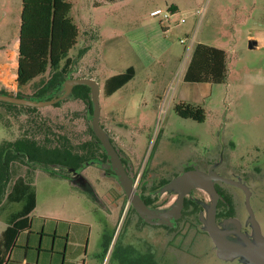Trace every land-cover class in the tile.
<instances>
[{
  "label": "rangeland",
  "instance_id": "obj_1",
  "mask_svg": "<svg viewBox=\"0 0 264 264\" xmlns=\"http://www.w3.org/2000/svg\"><path fill=\"white\" fill-rule=\"evenodd\" d=\"M20 1L0 0V47L10 49L8 56L13 62L17 57L14 42L19 35ZM67 1L71 3L69 16L79 29L68 54L73 60L71 77L87 74L84 64L88 65L101 90L105 77L123 71L135 61L137 74L130 82L108 97L102 93L99 96V123L104 127L100 126L107 135L109 131L121 152L136 165L134 172L140 173L139 168L145 173L160 168L172 171L184 163L201 167L213 164L220 175L242 184L233 187L238 204L243 212L249 204L264 234V0ZM95 1L99 3L94 4ZM172 3L178 11L169 21L161 15H150L151 8L159 6L167 10ZM192 7H206L207 11L193 14ZM181 18L185 21L181 22ZM249 39H255L258 45L249 48ZM196 40L226 50V77L214 84L205 98L202 122L182 117L168 105ZM169 57L171 60L167 62ZM50 73L48 69L20 89L16 78L0 68L3 78L0 88L11 94L32 96L34 86ZM13 110L7 111L0 104V149L5 150V141L19 138L24 128V108H19L22 122ZM38 113L52 128L61 127L74 143L91 137V113L80 100L68 97L60 100L58 106L39 107ZM39 165L45 163L37 165L26 159L24 163L19 160L11 163L9 178L0 190V233L22 206L13 193V187L22 181L36 195L35 215L90 224L91 232L82 253L87 262L228 263L212 253L208 237L201 236L202 226L193 215L170 234L154 227L139 229L136 222L130 226L128 217L122 215L128 199L118 181L103 174L98 163L84 166L80 172L84 178L75 183L65 176L62 166ZM48 169L62 171L53 173ZM79 184L92 189L95 196ZM110 185L117 196L112 202L108 201ZM103 235L107 241L109 237L106 247ZM173 238L175 249L168 246Z\"/></svg>",
  "mask_w": 264,
  "mask_h": 264
},
{
  "label": "trees",
  "instance_id": "obj_2",
  "mask_svg": "<svg viewBox=\"0 0 264 264\" xmlns=\"http://www.w3.org/2000/svg\"><path fill=\"white\" fill-rule=\"evenodd\" d=\"M70 8L71 3L67 0H22L17 50V85L21 89L48 69L51 71L47 79H41L34 86L33 98L49 99L51 91H59L70 73L73 60L68 54L78 36V28L69 17ZM169 9L172 10V7L170 6ZM226 71L224 51L198 43L192 53L185 78L221 83L226 77ZM133 75L134 69L128 67L126 71L109 77L105 81L103 94H111ZM0 93L11 94L4 88H0ZM16 95L22 96L19 92ZM72 95V99L84 102L88 111L92 112L90 89L87 85H74ZM0 104L7 111L15 109V115L19 121L22 117L19 108H24L26 113L24 128L20 129L21 136L13 142L5 141L3 144L5 150L0 149V190L9 178L11 163L16 160L24 163L26 159L37 165L45 163L39 166L51 163L77 170L85 162L95 159L100 153L99 150L104 153L91 127H89L91 132L89 139L74 143L61 127L60 129L52 128L48 120L38 113L39 107L20 106L3 101H0ZM53 105L58 106L60 102ZM173 109L185 118H192L199 122L205 119V111L201 106L177 103ZM48 170L53 172V169ZM13 189L19 192L18 202H22V206L0 233V264L5 262L10 248L16 246L15 241L19 230L29 226L28 215L36 204L35 193L29 191L24 184L15 185ZM103 237L106 239L104 242L106 247L109 244V237L108 241L106 235Z\"/></svg>",
  "mask_w": 264,
  "mask_h": 264
},
{
  "label": "flooded vegetation",
  "instance_id": "obj_3",
  "mask_svg": "<svg viewBox=\"0 0 264 264\" xmlns=\"http://www.w3.org/2000/svg\"><path fill=\"white\" fill-rule=\"evenodd\" d=\"M63 93L62 87H60L59 91H51L49 99L60 97ZM57 102L60 101L58 100L53 104ZM108 139L135 192L149 210V214L145 212V216L140 215L135 210L124 190L114 160L102 148L104 153L101 151L95 159L103 169V174L106 173L111 181L112 179L118 181L123 194L128 199L122 215L128 217L130 226L133 225V222H136L139 229L143 226L154 227L163 229L165 233L170 234L175 233L180 226L184 225L189 215H193L202 226L201 236L208 237L209 247H211L215 256L228 262L227 264H264V255H256L260 251H264V234L260 231L249 204L245 205L247 209L243 212L244 209L238 204L237 195L233 190L234 186L242 187V184H237L238 182L234 181L233 178L220 175L213 164L201 167L184 163L172 171H165V169L160 168V171L154 169L146 173L139 168L140 173L136 174L133 169L136 165H133L121 152V149L118 148L109 135V131ZM84 166L86 165L81 166L77 171L82 173ZM61 171L53 170L54 173H61ZM64 173H66V177H71L70 173L66 171ZM194 179L199 181L198 183L201 182L200 185ZM190 182L194 185L189 186ZM210 184H212L215 192L210 190ZM110 186L108 188V201L112 202V199L117 196L115 189L112 188L113 185ZM180 194L183 200L179 213H177L176 203ZM203 198L207 200L205 203ZM212 207L214 209L213 222L220 240L219 245L215 243L208 231V213ZM174 240V238L173 240L170 239L168 246L175 249ZM144 243L150 247V244L145 240ZM155 245L156 243L154 249ZM157 245L160 249L159 243ZM219 247L223 251L221 255L219 254ZM149 254H151V251Z\"/></svg>",
  "mask_w": 264,
  "mask_h": 264
},
{
  "label": "crops",
  "instance_id": "obj_4",
  "mask_svg": "<svg viewBox=\"0 0 264 264\" xmlns=\"http://www.w3.org/2000/svg\"><path fill=\"white\" fill-rule=\"evenodd\" d=\"M108 1H116V0H108ZM20 3L22 9V0L20 1ZM98 3H99L98 1L94 2V4H98ZM170 6L172 7L171 11L173 12V14L178 11L177 5L175 3L170 4L167 9H169ZM156 8H160V7L155 6L150 9V12ZM198 8L199 7H195V8L192 7L191 8V10H193L192 13L197 14L196 11ZM203 8L205 13L207 11V8L206 7ZM149 30L153 31L151 29ZM198 43H202L211 47L222 49L225 53V61H226L225 48H223L222 46H217L215 44L204 42L202 40H196L195 44L191 48L189 57L185 61L184 67L182 68L180 75H178L179 78L174 88V92L172 93L171 98L168 99V103H169L168 105L172 109L174 105L177 103H185L195 106H201L205 111V108L203 107L205 98L208 96V94L211 93L213 85L217 84L207 80L206 81L187 80L185 78V73L190 63L192 53L194 51L195 46ZM256 45H258V43ZM14 48L16 49V51L18 50V38L14 42ZM9 53H10V49L0 47V68L2 69V72L6 71L11 76H13L15 80L16 70H17V57H15L16 59H14V62L10 61L8 56ZM82 59L83 58H80V60ZM137 59L141 60V57L137 55ZM169 60H171V57L167 59V62ZM80 66L83 67L82 65ZM84 66L88 68V72L87 74H84L82 76L91 77L98 82L97 78L91 72L93 70H91V68L88 67V65L84 64ZM168 66L169 64H167V67ZM128 67H132L134 69V75L126 83L130 82L137 74L135 61L129 63L123 71L105 77L100 93L103 94L105 81L109 77L126 71ZM170 80H172V78ZM0 81H3V78L0 77ZM126 83H124L123 85H125ZM120 87L114 90L111 94L116 92ZM99 89H100V85H99ZM111 94L109 95L103 94V96L108 97ZM21 184H23L22 181H20L19 186ZM13 191H14L13 193L17 194V199H19V192H15L14 189ZM34 209L28 215V217L30 218L29 226L19 230L17 234V239L15 241L16 246L10 248L8 255L6 256V260L3 264H93L91 262H87L86 255H82V253L84 252V247L87 244L89 234L91 232V226L89 223L78 222L75 220L47 217L43 215H35ZM19 210H17L16 213L11 215L8 222L12 219L13 216H16ZM36 218H37V222L35 221ZM4 228L1 230V232L4 230ZM82 233H84L83 237H82Z\"/></svg>",
  "mask_w": 264,
  "mask_h": 264
},
{
  "label": "water",
  "instance_id": "obj_5",
  "mask_svg": "<svg viewBox=\"0 0 264 264\" xmlns=\"http://www.w3.org/2000/svg\"><path fill=\"white\" fill-rule=\"evenodd\" d=\"M256 44H257V41L255 39H249V41H248V47L249 48H254L256 46ZM77 84L87 85L90 89V98H91V106H92V113H91V117H90L91 129L94 132L97 140L100 142L102 148L114 160L115 165L118 168V172H119L124 190L128 196L130 203L132 204V206L135 208V210L140 215L145 216V212L147 214H149L148 207L141 200L139 195L135 192V190L131 184V181L127 178L126 173H125L123 167L121 166L120 161L117 157V154H116L114 148L112 147V145L108 139V135H107L106 131L99 124V112H100L99 93H100V89H99L98 82L95 79H93L91 77H85V76L72 78L70 76V73H69L67 79L62 84V91L64 93L60 97L51 98V99H37V98H33L32 96H26V95L17 96L16 94L0 93V101L9 102V103L17 104V105L31 106V107H44L47 105H51L58 100L60 101V100H63L65 98H68V97L72 98L73 97L72 88L74 85H77ZM89 162H93V163L95 162V163L99 164L98 161H88V162H85L83 165H87ZM64 169L68 173H70L71 177L69 179L73 183H75L77 181V179H83L84 178L75 169H71V168H64ZM194 180L197 183L199 182L196 179H194ZM190 181H193V180H190ZM82 182L86 183L87 187H90L86 180H82ZM200 183H198V185H200ZM193 185L194 184H192L191 182L189 183V186H193ZM78 186H81V185L79 184ZM81 187H83V186H81ZM87 187L86 188L83 187V189H86L90 192H93L92 189L89 190V189H87ZM209 188H210V190L215 192L212 184L209 185ZM93 195L95 196L94 192H93ZM182 200H183V198H182V195L180 194L178 201L176 203L177 213H179L180 207L182 205ZM213 207H212L211 211H209V213H208V217H209L208 231L210 232L215 243L219 245L220 240L218 237L217 229H216L214 222H213V217H214ZM219 248H220L219 254L221 255L223 251H222L221 247H219ZM256 255H258V256L262 255L263 256L264 251H260ZM257 258H259V257H257Z\"/></svg>",
  "mask_w": 264,
  "mask_h": 264
},
{
  "label": "built area",
  "instance_id": "obj_6",
  "mask_svg": "<svg viewBox=\"0 0 264 264\" xmlns=\"http://www.w3.org/2000/svg\"><path fill=\"white\" fill-rule=\"evenodd\" d=\"M197 14H200L202 15L204 13V8L201 7V8H198L197 11H196ZM150 15L152 16H159L161 15V18L166 20V21H169L173 15V12L170 10V9H167V10H162L160 8H156V9H153L151 12H150ZM181 22L185 21V18H181L180 19ZM183 41V40H181Z\"/></svg>",
  "mask_w": 264,
  "mask_h": 264
},
{
  "label": "bare ground",
  "instance_id": "obj_7",
  "mask_svg": "<svg viewBox=\"0 0 264 264\" xmlns=\"http://www.w3.org/2000/svg\"><path fill=\"white\" fill-rule=\"evenodd\" d=\"M210 195V194H209Z\"/></svg>",
  "mask_w": 264,
  "mask_h": 264
}]
</instances>
